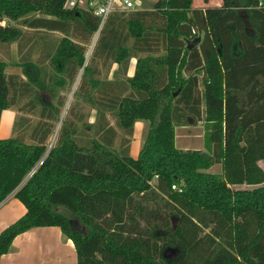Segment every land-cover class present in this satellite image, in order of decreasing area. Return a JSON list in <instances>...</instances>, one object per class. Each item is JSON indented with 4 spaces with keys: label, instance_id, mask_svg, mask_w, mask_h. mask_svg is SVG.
I'll return each mask as SVG.
<instances>
[{
    "label": "trees",
    "instance_id": "16d2710c",
    "mask_svg": "<svg viewBox=\"0 0 264 264\" xmlns=\"http://www.w3.org/2000/svg\"><path fill=\"white\" fill-rule=\"evenodd\" d=\"M221 2L118 11L91 45L100 24L88 10L0 0V20L17 23L0 26V49L16 42L22 68L7 74L0 57V113L25 99L28 113L41 106L36 123L17 117L13 137L0 138V203L16 191L27 207L0 233V258L18 235L58 226L78 264H264V0ZM111 63L118 77L102 78ZM74 85L63 119L67 99L41 104V91L56 99ZM84 102L97 115L89 130L79 128ZM190 119L204 124V149L176 144ZM139 120L149 127L134 158Z\"/></svg>",
    "mask_w": 264,
    "mask_h": 264
},
{
    "label": "crops",
    "instance_id": "0c3cea01",
    "mask_svg": "<svg viewBox=\"0 0 264 264\" xmlns=\"http://www.w3.org/2000/svg\"><path fill=\"white\" fill-rule=\"evenodd\" d=\"M192 3L194 8H208V6L215 7L222 5L221 0H209L208 4L204 3L203 0H193ZM12 22L15 24L14 21ZM11 56L12 58H9L10 63L15 62L16 64L12 63L13 65L11 70L7 68L5 69V72L7 74L15 73L21 75L22 72L20 73L18 71L19 68H17V70L13 68L18 66L20 63L18 62V44L16 42L11 43L9 52L3 51L0 53V57L3 58L2 60L5 61L7 65L9 64V61L4 58ZM133 59L135 62L137 61V59ZM20 69L22 70L21 67ZM113 70L116 71H113L110 76L112 77L113 73H115L118 77L117 64H114ZM135 70L136 67L132 69L130 63L127 76L132 77L135 73ZM4 114H7L8 120H10L11 123L13 122L14 125L15 121L17 120L16 108L12 107L3 110L0 113V122ZM140 121H142L144 130V124L146 121ZM258 164L261 165V161H259ZM213 171H211V169L209 170V172ZM15 194L16 191H14V193L9 195L4 201L0 203V233L27 213V207L23 205V203L15 196ZM0 262L1 264H78L77 251L74 242H72L71 239H68L58 226L34 227L33 229L18 235L12 242L10 251L1 256Z\"/></svg>",
    "mask_w": 264,
    "mask_h": 264
},
{
    "label": "rangeland",
    "instance_id": "374dc122",
    "mask_svg": "<svg viewBox=\"0 0 264 264\" xmlns=\"http://www.w3.org/2000/svg\"><path fill=\"white\" fill-rule=\"evenodd\" d=\"M136 1L139 3V4H137L139 8L151 9L157 0H136ZM3 20L6 23L10 22L13 24L12 21H10V20L8 21V19H6V18ZM15 24H17V23L15 22ZM38 33H42V32H38ZM42 35H43V33L39 36H42ZM50 35L55 39H59L62 37L61 34H57V33H52ZM98 36H99V34H97V32L92 36V38L90 40V42L92 43L91 45H94L95 41L98 39ZM91 45H90V49H91ZM1 51L3 52V50L0 49V53H2ZM38 52H39V45L36 47L35 53L33 54L32 58L34 60L37 58ZM90 53H91V50H90L89 54ZM9 58H12V56L4 58V59L9 61L8 62L9 64L7 65L9 67L6 66V69L8 68L9 70H11L12 65H13L12 63H14V64H16V63L15 62L10 63ZM1 59H3V58L1 57ZM136 64H137V61L135 62V60L133 59L131 62L132 69L136 67ZM20 67L21 66L18 65V66H15L13 68L16 70H17V68H19L18 71L21 73L22 70L20 69ZM113 68H114L113 63H111L107 68H104L102 70V78H108L109 77L111 79H116L117 76L115 73H113L112 77L110 76L113 71L114 72L116 71V70H113ZM79 80L77 81V83L79 82ZM76 86L77 85H74L73 88L71 89V91H70V87H66L65 90H60L58 92L59 95H58V97H56V99L51 98L49 93L41 91L39 94L40 102H41V104H43V103L48 104V102H52L53 100L58 101L59 98H63L64 100L67 99L68 103H67V105H66V107L62 113V119H63L67 114L68 108L70 106H73L75 101H76V99H74V97H73V92L75 90H77ZM29 101H30L29 99H25L20 104L14 106L17 110V117H18L17 125L20 123V120L22 118H28V120L31 121L32 125L40 119L39 111L41 109V106H38L36 113H31V112L28 113L27 109L25 107H24L25 109L22 108V106H24V104H26ZM79 109H80L81 113L86 115L84 122L79 123V128L80 129L86 128L87 130L91 129L90 126H93L96 123V119H97L96 110L94 108H92L91 105H89L85 102L81 104ZM112 123L115 125V121L113 119H112ZM144 125H145V128L143 130L142 121L139 120V121L135 122V124H134V131H133L134 134L131 137L129 150H130L131 156L135 157V158H137L140 154V151H141L140 149H141V147L145 141V137H146V134L148 132L147 130L149 127V122L146 121ZM203 126H204L203 123L199 122L197 124H194V121L190 119L188 121L187 125L177 127L176 128V130H177V136H176L177 146L181 149L203 148L204 145H203L202 135L205 132V130H203L204 129ZM13 131H14L13 122L11 123V121L8 120L7 114H4L2 116V119L0 122V138L1 139H8V138L13 137ZM28 132L30 133V130ZM119 132H120V138L116 143V148L119 147L120 140L124 135L122 130H119ZM54 137H55V135L50 139L49 146L54 142V139H55ZM27 142H30V141L27 139ZM261 167L264 169V161H261ZM213 170L220 171L221 166L213 165V167L211 168V171H213ZM235 188L249 189L250 187L245 185V186H235ZM173 253H175L174 250H168L167 251L168 255H171Z\"/></svg>",
    "mask_w": 264,
    "mask_h": 264
},
{
    "label": "built area",
    "instance_id": "2783aa9c",
    "mask_svg": "<svg viewBox=\"0 0 264 264\" xmlns=\"http://www.w3.org/2000/svg\"><path fill=\"white\" fill-rule=\"evenodd\" d=\"M139 4L136 0H65L64 7L67 9H84L90 11L99 19V29L105 26L110 15L118 11H131L138 8ZM262 5V0L260 2ZM7 23L2 19L0 26L5 27ZM99 32L97 34H99ZM196 33L195 29L192 30ZM176 189V186H173Z\"/></svg>",
    "mask_w": 264,
    "mask_h": 264
},
{
    "label": "water",
    "instance_id": "95a60500",
    "mask_svg": "<svg viewBox=\"0 0 264 264\" xmlns=\"http://www.w3.org/2000/svg\"><path fill=\"white\" fill-rule=\"evenodd\" d=\"M98 32L99 31H97V33ZM201 41H202V39H201L200 35H198L194 38H191V40H188V42H187V48L189 50H192V48L198 46L201 43ZM178 92H179V89L177 91H175L174 97L178 95Z\"/></svg>",
    "mask_w": 264,
    "mask_h": 264
}]
</instances>
